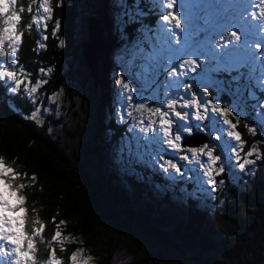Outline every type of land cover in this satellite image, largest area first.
Masks as SVG:
<instances>
[{"label":"snow or ice","instance_id":"snow-or-ice-1","mask_svg":"<svg viewBox=\"0 0 264 264\" xmlns=\"http://www.w3.org/2000/svg\"><path fill=\"white\" fill-rule=\"evenodd\" d=\"M145 3L148 6L142 8L141 0H132L131 5L127 0H116L121 11L114 16L113 26L124 44L117 59L132 71V76L126 77L122 66L120 77L114 80L120 86L116 90L120 108L115 114L121 124L128 125L117 137L118 159L126 176L163 174L173 182V191L179 188L190 200L205 201L224 183L217 177L225 174L226 168L251 174L252 166L264 159V152L256 146L261 141L245 151L246 142L237 130L241 117L251 119L260 131L245 123L247 131L264 140V55H257L264 45L242 44L236 30L225 36L227 25L220 22L218 9L220 19L211 24L204 19L203 26L197 25L192 31L187 12L182 19L177 10V0ZM157 4L159 14L154 11ZM210 4L211 0L207 6ZM57 6L62 7L63 0H58ZM251 6V18L264 22V0H252ZM0 7L7 8L0 11V86L13 94L23 90L34 106L25 118L43 123V113L52 110L37 96L48 80L38 78L33 82L31 73L19 64L17 53L23 38L19 28L27 12V29L35 28L47 41L49 22H53V37L58 35L61 22L54 19L52 0H31L27 5L20 0H5ZM153 16L155 19L148 23ZM128 27H133L131 34ZM260 28L264 30V23ZM58 43L62 46L63 39ZM39 46L44 48L43 43ZM51 72V68L38 69L41 75ZM258 94L260 102L250 103L257 101ZM224 97H228L227 103ZM57 98L47 97L53 103ZM194 130L206 135L207 142L202 146L184 144L185 136H191ZM125 133L129 134L126 139ZM221 141L225 151L216 154V142ZM36 180L34 174L18 171L0 155V264H65L58 252L66 253L65 240L71 239L61 227H66V222H57L53 216L54 230L47 236V224L39 218L29 219L27 196L22 193ZM182 184L191 186V191L180 187ZM41 243L47 246L43 257ZM84 251L79 248L69 254L68 264H89L93 258L84 257Z\"/></svg>","mask_w":264,"mask_h":264},{"label":"trees","instance_id":"trees-1","mask_svg":"<svg viewBox=\"0 0 264 264\" xmlns=\"http://www.w3.org/2000/svg\"><path fill=\"white\" fill-rule=\"evenodd\" d=\"M26 1L31 0H20V3ZM128 1L130 3L132 0ZM226 1L220 0L217 3L216 0H211L210 6L218 7ZM57 2L58 0H52V6L54 19L60 20L61 28L58 35L53 37V22L49 23V39H42L44 48L38 45V33L27 29L26 24L29 22L25 14L19 28L23 33L22 44L17 53L19 63L35 71L41 67L52 69L50 75L46 74L48 83L40 88L44 95L58 88L64 73V62L79 48L73 38L78 18V1L63 0L62 7H58ZM107 6L108 0H99V7L94 10L105 29L106 46L98 65V84L95 89L97 104L100 107L107 106L111 111L109 102L116 90L112 77L117 67L112 64L114 61L111 60L110 50L122 40L116 37L119 35L113 26L114 20L108 17ZM147 6L145 0H141V7ZM154 11L157 13L156 5ZM154 19L155 16L150 17L148 23ZM218 19L220 16L215 14L210 18V24ZM247 19L248 15L243 21L239 13L236 23L250 28ZM133 27H128L129 34L133 32ZM59 39L64 41L62 46L58 43ZM109 70L113 73L110 74ZM224 101L227 102L226 97ZM27 105L20 92L13 94L0 86V155L18 171L37 177L34 186L29 183L22 193L27 196L29 219L39 218L47 224V236L54 230L53 216H56L57 222H66V227H61L65 236L71 239L65 240L67 252H58L65 264H68L67 256L79 248L88 250L93 264H149L148 255L138 253L140 244L137 234L121 221L116 225L115 220L118 218L127 219L129 224L134 223L148 238L171 246L179 255L176 264H254L248 261L247 253H253L255 245L264 234V159L252 166L251 174L239 173L247 183L242 191H238L234 183L230 182L227 175L230 170L227 168L225 174L217 177L224 181L227 192L223 197L222 191L217 188L211 201L215 204L222 202V218L231 229L216 230L209 212L201 205L211 203L210 199L192 201L176 190H180L179 188L173 191L170 187L173 182H165L167 180L158 174L146 172L141 173L145 179L133 178L126 176L124 172L118 174L116 169H110L107 176H91L80 158L74 152H68L58 139L52 138L45 125H37L23 116ZM96 123L98 127L94 136L102 131L107 132L108 137L101 141L96 150L115 144L117 137L126 128V124L117 121L111 112L104 121L99 114ZM246 123L249 126L255 125L259 133L258 124L250 121ZM237 130L246 142L245 151L248 146L261 141L257 145L264 152L261 135L250 134L245 121L238 124ZM155 184L163 187L157 189ZM182 186L191 190L189 185ZM179 194L181 199L178 204L176 195ZM175 206L177 209H173ZM238 211L244 215L242 220L238 219ZM110 222L112 225L108 229ZM123 237L130 239L131 253L136 258L130 262L118 263L114 259V253L118 240ZM46 250L47 246L41 243V257L46 254Z\"/></svg>","mask_w":264,"mask_h":264},{"label":"rangeland","instance_id":"rangeland-1","mask_svg":"<svg viewBox=\"0 0 264 264\" xmlns=\"http://www.w3.org/2000/svg\"><path fill=\"white\" fill-rule=\"evenodd\" d=\"M79 4L78 9V18L76 20V28L74 33V43L78 48V51L74 53L73 56L66 59L64 62V73L62 74L61 83L58 88L44 95L40 90V94L37 96L39 101H43V103L50 108L52 111L43 113V123L35 122L37 125H45L46 131L48 134L54 138L58 139L60 144L65 147L68 152H74L82 161V163L86 167L87 173L91 176L102 177L103 175L107 176L110 172V169H116L119 171L118 174L124 172V168L121 166V162L118 159L119 153L117 151V141L112 146L107 148H101L100 150H96L100 145L101 141L107 137V132H98L96 136L97 126V117L99 114L102 115V120H106L107 116L111 114L114 118L119 121L116 117V110L120 108V104L117 103V89L120 87L119 85L114 84V80L119 78L121 75V67L123 65L117 59L118 53L121 52L124 44L123 42L117 44L110 50L111 60L114 61L113 66L116 65L117 69L115 70V75L112 77L114 88L116 89L113 93V97L109 102V106L112 108L110 111L108 107H100L97 104V89L92 87V77H90L85 68L83 57L80 51V43L86 39V18L89 16L95 15L94 10L99 7V0H77ZM31 3L26 1L22 4L27 5ZM132 1L129 3L127 0V4L131 5ZM179 6H177V10L181 12V17L183 19L185 13L187 12L189 19L191 20L192 31L196 30L197 25L203 26L204 19H208L210 22V18H213L215 14H217L216 10H219L220 16H222V20L225 25H227V31L223 34L226 36L228 32L232 30H236L241 35V43L243 44L247 41L248 45H253L257 42L264 45V30L260 28V24L264 23L262 21L253 20L250 16V12L252 9V0H227L226 3L221 4V6H207L209 4V0H183V5L181 0H177ZM5 0H0V5H4ZM33 10L35 11L36 5L32 4ZM157 7V14H159V5ZM227 9V11H225ZM0 11H7L6 7H0ZM121 9L116 6V0H108L107 6V14L110 19L113 20L114 16L119 13ZM240 13L241 19L244 21L245 17L248 15L247 23L250 28L246 26H240L236 23L237 15ZM27 16L28 22H30V17L27 12L24 13ZM243 14V15H241ZM226 19V20H225ZM26 20V22H27ZM51 23V22H49ZM36 31L35 28L32 29ZM40 40L38 41V45L42 43V36L38 34ZM120 39L119 36H116ZM257 55H264V50L257 53ZM23 67L31 73V80L34 82L38 78L46 79V74L41 75L38 73V70L35 71L33 68L25 67V64H21ZM257 64V62H254ZM252 65H250L251 67ZM258 66V64H257ZM125 67V76H132L131 69ZM111 69V68H110ZM65 70H69V72H65ZM109 73H113L110 72ZM35 75V76H34ZM111 76V75H110ZM194 79H198L194 78ZM96 88V87H95ZM11 93V92H10ZM22 96L25 98L28 103V107L26 111L23 113V116H29L31 109L34 107L26 97L23 90L20 91ZM47 97H58L56 102H52ZM227 102H228V97ZM225 102V103H227ZM259 94L257 101H251L250 103H259ZM147 115V114H146ZM229 119H233V117H229ZM245 121L243 117H241V121ZM33 121V120H32ZM247 121L255 123L253 120L249 119ZM120 122V121H119ZM235 122V120H234ZM121 123V122H120ZM246 123V121H245ZM255 126V125H254ZM126 127L128 125L126 124ZM194 132V131H193ZM129 134H125V139ZM213 135H216L214 132ZM142 143L144 141H141ZM217 143V153L220 154L225 151L223 146V141L216 142ZM256 144V143H253ZM252 144V145H253ZM199 146H202L199 145ZM256 146L260 149V147L256 144ZM96 150V151H93ZM247 151V150H246ZM238 172V173H237ZM235 173V175H234ZM241 172L238 168L230 170L228 178L230 182L234 183V186L237 187L238 191H242L247 184L244 178H241ZM239 174V175H238ZM142 176V174H140ZM162 178H164L163 174H158ZM239 178V179H238ZM145 179V178H144ZM165 179V178H164ZM220 180V179H219ZM172 182V181H165ZM160 185L155 184L154 187L160 189L158 187ZM169 187V186H166ZM180 187H184L180 185ZM218 188L222 191L223 197H225L227 189H225V184L219 185ZM180 192V190L176 189ZM191 191V190H188ZM180 196L176 195V200L178 204L180 203ZM214 196V192H212V197ZM212 197L210 201L212 200ZM173 205H176V202H173ZM205 206L207 211L210 214V219L213 221V225L216 230H230L231 227L226 220L222 218L221 208L222 202L219 203H211L206 202V204H201ZM173 208V207H171ZM177 207L175 206V208ZM243 213L238 211V219H243ZM113 221V220H112ZM111 221V222H112ZM121 221L122 224L129 225L131 227L133 233L137 234V240L140 244L139 254L148 255L149 264H176L177 257L179 255L177 252L168 245L162 244L156 239L148 238L144 235L139 227H137L134 223L129 224L127 219L118 218L115 220L116 225ZM107 225L108 229H110L112 223ZM111 233V232H109ZM117 249L114 253V259L118 263H126L130 262L136 258L131 253L132 246L130 244V239L123 237L118 240ZM84 257L91 256L86 249L83 253ZM247 258L250 263L254 264H264V234L262 235V239L255 245L253 253H247ZM89 264H93V259L89 261Z\"/></svg>","mask_w":264,"mask_h":264},{"label":"water","instance_id":"water-1","mask_svg":"<svg viewBox=\"0 0 264 264\" xmlns=\"http://www.w3.org/2000/svg\"><path fill=\"white\" fill-rule=\"evenodd\" d=\"M177 6L178 3H177ZM86 39L80 45V51L83 57V62L87 73L92 77V87L98 84L99 62L102 59L105 46V29L101 20L95 15L86 18ZM207 142V137L204 133H197L195 130L191 136H185L184 144L189 146H199Z\"/></svg>","mask_w":264,"mask_h":264},{"label":"flooded vegetation","instance_id":"flooded-vegetation-1","mask_svg":"<svg viewBox=\"0 0 264 264\" xmlns=\"http://www.w3.org/2000/svg\"><path fill=\"white\" fill-rule=\"evenodd\" d=\"M100 61H102V59Z\"/></svg>","mask_w":264,"mask_h":264}]
</instances>
